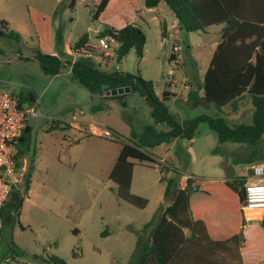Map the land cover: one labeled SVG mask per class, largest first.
Listing matches in <instances>:
<instances>
[{
  "label": "rangeland",
  "instance_id": "1",
  "mask_svg": "<svg viewBox=\"0 0 264 264\" xmlns=\"http://www.w3.org/2000/svg\"><path fill=\"white\" fill-rule=\"evenodd\" d=\"M71 1L0 0V22H10L13 30L21 29L24 35L19 41L0 36V87L8 93L31 96L33 99L24 101L26 108L36 107L38 99L41 114L29 122L31 131L25 142L17 144L21 152L19 157L15 155L18 174L26 168L17 196L25 202L10 225L19 229L21 223L27 230L19 239L25 246L20 258L26 264H45L52 255L63 258L67 264H132L137 242L150 239L154 216H160L159 210L168 204L164 201L165 179L175 176V171L181 181L186 176L202 181L243 177L250 164L248 160L264 163V135L254 147L220 143L217 134L207 124H201L193 142L178 138L150 150L149 162L133 161L131 193L145 198L146 208L118 198L116 185L109 176L122 145L141 144L147 126L159 132L169 129L155 123L151 106L138 93H124L121 99L106 94L101 97L66 74L64 66L59 76L42 71L35 58L36 52L41 51L33 23L37 14L49 16L54 37L61 31L66 40L78 41L88 35L91 44H97L100 32L113 28L93 19L100 0H76L74 6ZM125 9L132 11L131 6ZM143 29L148 60L139 62L135 50H131L119 62L117 58L109 60L103 66L105 72L130 73L151 82L152 87L148 88L160 98L165 91L176 95V99L171 96L165 104L180 121L209 115L224 118L232 126L251 123L254 107L248 95L239 101V110L233 111L231 107L219 109L201 99H190L187 92L201 83L215 44L221 39L222 26L209 27L205 33L181 31L178 39L172 37L165 42L158 26L149 23ZM176 44L180 50L174 56L179 63L171 66L170 55ZM193 60L198 62V76ZM94 64L100 65L97 60ZM170 69L175 70L178 82L174 93L173 87L168 88ZM95 106L102 109L95 110ZM80 111L84 115L79 122L86 126L70 123ZM90 124L104 126L114 138L92 134ZM79 126L81 130L74 129ZM32 165L31 187L26 191L25 176ZM13 207L10 204L9 211ZM11 241L5 238L0 246V264H9L5 259L13 257L15 247ZM260 264H264V259Z\"/></svg>",
  "mask_w": 264,
  "mask_h": 264
},
{
  "label": "trees",
  "instance_id": "2",
  "mask_svg": "<svg viewBox=\"0 0 264 264\" xmlns=\"http://www.w3.org/2000/svg\"><path fill=\"white\" fill-rule=\"evenodd\" d=\"M163 3L175 15L182 32L205 33L209 27L222 26L220 42L203 81L189 98L201 99L219 109L231 107L233 111H238L239 101L248 95L254 111L249 124L232 126L224 118L209 115L180 121L165 104L173 95L165 91L162 98L158 97L148 88V85L152 87L151 82L130 73L105 72L91 59L69 62L71 76L91 94L106 97L109 90L130 87L131 93L140 94L151 106L155 123L165 124L169 129L159 132L155 127L147 126L141 144L122 145L110 173L109 178L116 185L118 198L140 209L146 208L148 201L131 193L133 161L149 162L150 150L178 138L193 140L201 124H207L217 134L220 143L254 147L264 135V0H144L148 9ZM107 4L108 0H101L96 6L93 13L95 21ZM6 25L4 20L0 22V36L19 41L20 34L8 31ZM98 37L117 43L118 62L131 50H135L139 62L144 57L147 35L136 24H127L122 29L107 27ZM85 39L86 36L77 46L84 45ZM35 58L46 75L61 73L63 61L58 56L38 51ZM199 91H203L201 98H198ZM94 109L100 110L102 106H95ZM30 131L28 125L18 143L25 142ZM132 135L135 137V132ZM20 154L17 150L18 157ZM248 163H253V160H248ZM33 172L32 165L25 176L26 191L30 190ZM177 175L175 171V176L165 179L164 201L168 204L159 210L162 211L160 216H154L150 239L137 242V255L132 264H257L264 256V213L258 226H244L241 214L245 198L243 177L223 183L188 177L182 189ZM16 198L13 205L18 210L23 201L18 196ZM45 264L67 263L63 258L52 255L45 260Z\"/></svg>",
  "mask_w": 264,
  "mask_h": 264
},
{
  "label": "built area",
  "instance_id": "3",
  "mask_svg": "<svg viewBox=\"0 0 264 264\" xmlns=\"http://www.w3.org/2000/svg\"><path fill=\"white\" fill-rule=\"evenodd\" d=\"M116 48L113 40L98 37L97 44L89 43L81 47H71L68 48L67 54L71 58V63L78 59H96L100 65L105 66L109 60L117 58ZM179 50V46L174 45L173 55ZM174 63L178 64V59ZM174 74V69H170L167 74L169 88H174L173 93L178 87ZM184 87L188 88L187 85ZM40 115L38 99H36V107L22 108L19 94L8 93L0 87V236L4 226L3 208L15 187L22 181L26 171V168H23L20 174L17 171L15 155L17 154L18 140L28 127L29 122ZM83 115V111H80L78 115L74 114L70 123H80L79 117ZM90 132L108 139L114 138L113 133L104 126L90 124ZM243 179L245 198L241 205V214L245 220V225L250 226V224L259 223L264 213V163L253 162L249 164ZM255 213L259 216H254ZM5 262L26 264L18 256L6 258Z\"/></svg>",
  "mask_w": 264,
  "mask_h": 264
},
{
  "label": "crops",
  "instance_id": "4",
  "mask_svg": "<svg viewBox=\"0 0 264 264\" xmlns=\"http://www.w3.org/2000/svg\"><path fill=\"white\" fill-rule=\"evenodd\" d=\"M75 3H76V0H72L71 6H74ZM128 6L132 7V11L125 9ZM165 7L166 6H163L162 4H160L156 8L148 9L144 6V0H108V4H107L104 12L100 15L99 21H100V24L107 23V24H110L111 26H113V28H115V29H122L127 24H136L143 29V25H148L149 23H152V24L158 26L164 32V34L162 35L163 42L167 41V39L172 38V37L175 39H178V36L181 33V31L178 28L177 19H176L175 15L172 12L171 13L168 12L167 11L168 8L166 9ZM50 20H51V18L49 16L43 14V13L42 14L39 13L36 15V17H34L33 23L36 26V30H37L36 36L38 38L39 50H41L43 53L48 54V55L58 56L63 61L64 71H66V74L71 75V67H70V63H69V62H71V58L67 54V50H68V48L76 47L77 43L81 39H83L85 36L87 37V39H85L84 45L91 43L90 37L88 35H84L78 41H73V40H69V39L66 40V37L64 35H62L61 31H59L57 33V36L54 37L53 26H52V23ZM4 21L7 24L6 28L8 31H15L12 29L10 22H7L6 20H4ZM139 22H141V23H139ZM15 32H18L20 34V40L23 39L24 35H23V31L21 29H16ZM219 42H220V39L215 44V49H216ZM146 53H147V44L145 47L144 57H143L142 61L148 60ZM176 59H177L176 56H174L173 53H171V55H170V65L171 66L175 64L174 61ZM95 60L96 59H92V62L94 63ZM66 62H68V63H66ZM193 64L195 67V76L196 75L198 76L199 72H198V70H196L198 68V62L196 60H193ZM181 65H183V64H181ZM102 69H103V66H102ZM59 75H57V76H59ZM204 75L205 74L201 75V77H202L201 83L203 81ZM187 76L188 75H186V77ZM185 79L186 78L184 77V80ZM168 88H169V86H168ZM185 89L188 90L189 87L185 88ZM187 92L189 93V95H194L196 92V88L191 86L190 90ZM173 96L175 97L173 99H176L177 96L176 95H173ZM202 96H203V91H199L198 97H202ZM26 99L30 100L33 98L31 96L29 97V96L20 95V106L22 108H26L24 105V101ZM80 124L86 126V124L83 122H81ZM29 126H30V124H29ZM76 128L81 130L80 126L74 127V129H76ZM193 140H191L190 142H193ZM17 150H18V147H17ZM161 161L167 162L166 159H162ZM172 164L175 166L174 163H172ZM22 170H23V168H22ZM188 177L189 176H186L182 179V181H181V188L182 189L185 187L186 179ZM226 180H228V179L222 178V179H214V180H208V181L209 182L223 183ZM18 185H19V183H18ZM18 185L15 187V189L11 193V196L9 197L8 201L6 202V204L3 208L4 226H3V230H2V233L0 236V246L2 245V242L4 241L5 238L8 240L11 239L12 240L11 242L14 244V247H15V250H13V256L21 257V256H23L22 248H24L25 246L21 241H19V239L27 233V230L22 226L21 223H19V225H20L19 229H15L14 227H12L10 225L11 222L14 220L13 215H16L17 210L15 209V207H13L12 211H9V209H8L9 205L17 200L16 196H17V192L19 191ZM24 202L22 203L23 205L20 207L21 210L24 207ZM21 214L22 213H20V215H19V222L21 221V217H22ZM250 225H252V226H248V227H255V226H258L259 223L250 224ZM244 226L247 227L246 225H244ZM185 233L188 234V231L185 230ZM150 235H151V232H150ZM263 259H264V256L260 259V261L257 264L262 263Z\"/></svg>",
  "mask_w": 264,
  "mask_h": 264
},
{
  "label": "water",
  "instance_id": "5",
  "mask_svg": "<svg viewBox=\"0 0 264 264\" xmlns=\"http://www.w3.org/2000/svg\"><path fill=\"white\" fill-rule=\"evenodd\" d=\"M127 92H131L130 87H120V88L107 91L106 96L115 97V96L123 95L124 93H127Z\"/></svg>",
  "mask_w": 264,
  "mask_h": 264
}]
</instances>
